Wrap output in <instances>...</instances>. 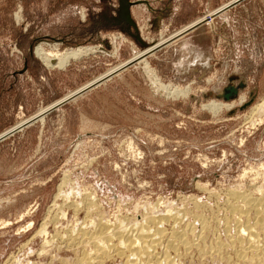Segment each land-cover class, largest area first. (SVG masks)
I'll return each instance as SVG.
<instances>
[{
    "label": "rangeland",
    "instance_id": "obj_1",
    "mask_svg": "<svg viewBox=\"0 0 264 264\" xmlns=\"http://www.w3.org/2000/svg\"><path fill=\"white\" fill-rule=\"evenodd\" d=\"M244 1L212 15L234 0H0L1 137L163 44L0 137V264H77L92 250L79 232L97 221L130 228L153 212L178 211L193 234L202 216L206 245L234 233L224 227L236 215L231 193L264 191V0ZM37 46L56 62L82 52L51 66ZM229 86L237 92L226 100ZM195 248L178 263L241 264L231 249ZM115 256L101 264H122Z\"/></svg>",
    "mask_w": 264,
    "mask_h": 264
},
{
    "label": "bare ground",
    "instance_id": "obj_2",
    "mask_svg": "<svg viewBox=\"0 0 264 264\" xmlns=\"http://www.w3.org/2000/svg\"><path fill=\"white\" fill-rule=\"evenodd\" d=\"M221 8H223V6L220 7L219 10ZM199 20H201V19L199 18ZM194 23H196L195 20H194V22H191L190 24H188V26L193 25ZM198 23H199V21H198ZM188 26H186L185 28L188 29L189 28ZM185 28L183 31L186 30ZM157 43H160V41ZM153 48L154 47H147L144 50L135 53L129 60H126L124 62V64H126L128 62L139 61V60L142 61L143 57L147 54V52ZM41 50L42 49L37 46L35 49L36 54L42 55L43 60L46 63H48L49 65H51V66L54 65L55 64L54 62H56L55 59L50 57L47 53H43ZM81 50H82L81 48L80 49L66 50L64 52V55H62V56H60V54L57 55L58 57L56 59L57 60L56 63L58 65L62 64L71 56L72 57L77 56L80 52H82ZM83 50H85V49H83ZM50 62H53L54 64H50ZM121 66H122V64H121ZM115 70H117L116 67L111 68L110 70H108L107 72L102 74L101 76H98L94 80L89 81L86 84L82 85L81 87L77 88L76 90L66 94L65 96H63V98H61L57 102L62 101L63 99L71 96V94L76 92L77 90L82 89L86 86H89L90 84H92L96 81H99V79H102V78L110 75ZM166 85H169V84H166ZM171 86L172 85H169V87L165 86V88L163 87L165 90L168 89V92L170 93V95H171V92H186V91H184L185 88H184V90H182V88H181V90H179L180 88L178 89L176 87H171ZM183 94H187V92L183 93ZM243 100H244L243 96H240L239 102L242 103ZM232 103H233V101L228 102V103H223L220 101L216 102V101L211 100V102H208L209 106H211V107H214V108L219 107L220 108V106L222 105L226 109L230 108L231 105H234ZM258 105H260V104H258ZM207 107H205V108H207ZM256 107L259 108V106H256ZM262 107H264V106H262ZM48 108H49V106H48ZM214 108H213V110L217 109V108H215V109ZM219 108H218V110H219ZM253 108H252L253 112L250 111L252 113V117L254 115L253 113L255 110V108H254V110H253ZM258 108H256L255 112L258 111L257 110ZM207 109H209V108H207ZM211 109H209V110H211ZM39 110H38V112H40ZM215 111L217 112V110H215ZM258 113H261V111ZM36 115H37V113L34 116H36ZM259 116L260 115L258 114V117ZM33 117H31V118L34 119ZM257 119H259V118H257ZM27 120L28 119H22L21 121L16 123L15 126L10 128L9 130H7V132H9V133L13 132L17 128H19L21 125H23ZM255 123H257V122H255ZM7 132H6V134H7ZM3 133H5V131ZM0 137H1V135H0ZM261 190L263 191V189H261ZM261 190H259V191H261ZM262 191H261V193H263V194L260 193L261 195L258 194L259 196H257V197H253L254 193L252 194V196L246 195L248 193H246L244 195L241 194L243 192H241L240 194L238 192H235V191L231 193V196L233 198V200H232L233 203H230V205H229L230 209L229 210H231L233 214L235 212L236 215L233 216L232 219L230 218L231 219L230 221H228L229 219H227L226 220L227 222H225L224 227L226 229L233 227L234 233L232 235H229L228 238L226 237L227 239H225L226 240L225 242L217 239L211 245H206L205 243H203V234H204L203 231L207 230L206 229L207 225H206L205 220L200 215H196V218L198 217V220L200 222L199 224H200V230L201 231L199 230L200 232H198L197 234H193L194 229L191 227L192 225L191 226H189L188 224L182 225L181 219L177 214L178 211L175 210L176 214L173 212L167 213L165 211L166 214H162V215H159V214L155 215V213L153 212L154 215H148L147 214L146 216H144L142 218L141 221H139V222L134 221V224H132L133 226L131 225L130 228H127V226L123 227V225H118L116 227L114 226L113 228H109V226L105 222L97 221V223L95 224V226L93 228V231H91V234L90 233L88 234L87 233L88 231L87 232L82 231L81 233L79 232L78 234H81L82 237L85 238L86 242H89L91 244L92 250H90V252H88V251L85 252V250H83V252H81L82 255L80 257H78L79 259H77L78 260L77 264H101V262L103 263L102 260L109 258L111 255H116L115 257L118 256V257H120L119 259L122 258V264H180V262L178 263V261H177V258L179 256V251L182 250V251L187 253V250H190V248L192 249V247L194 248V246L197 248L198 254H200V256H206V255L210 256V254H213V253L215 255L217 253L221 254L220 252L222 250H224V248H225V250L231 249L234 253V256L236 257L235 259L238 262H240L241 264H264V191L263 192ZM238 200L241 201V206L235 205L236 201H238ZM164 221H166V223H168V222L171 223V227H169V230H166L162 227V224ZM167 226H170V225L168 224ZM70 230H72V229H70ZM81 230H84V229L81 228ZM42 231H43V229H42ZM69 232H71V231H69ZM65 234H66V232H65ZM75 234H76V232H75ZM78 234H76V235H78ZM72 235L73 234H71L69 237L67 236L66 237L67 239L65 238L66 240H68L66 243L70 244V241L72 242L75 240L76 237L74 238V236H72ZM189 235H191V237H189ZM61 239H62V237H61ZM83 241H84V239L82 240V242ZM70 245H72V243ZM158 248L160 250H158ZM181 254H180V257L183 255V254L182 255ZM218 254H217V256H218ZM230 254H232V253H230ZM179 261H180V259H179ZM235 263L236 262H234V264ZM181 264H182V262H181ZM231 264H232V262H231Z\"/></svg>",
    "mask_w": 264,
    "mask_h": 264
},
{
    "label": "water",
    "instance_id": "obj_3",
    "mask_svg": "<svg viewBox=\"0 0 264 264\" xmlns=\"http://www.w3.org/2000/svg\"><path fill=\"white\" fill-rule=\"evenodd\" d=\"M242 1H244V0H235V1L232 2V3H230V2H231V1H230V2H228L227 4H225V6L223 5V6H224L223 8H221L220 10H217V12L213 13L212 15H217V14H219V13H221V12H224V11L228 10L229 8L235 6L236 4H238V3L242 2ZM207 19H208V17H206L205 19H203L202 22H199V23H197V24H194L193 26H191V27L188 28L187 30L183 31L182 33L185 34V33L189 32V31H191V30L197 28L199 25H201V24H202L203 22H205ZM162 45H163V44H161V45L155 47L153 50H151L150 52H148V54H146L144 57L146 58L149 54L153 53L156 49H158V47H161ZM137 62H138V61L129 62V63H127L123 68H121L120 70H118V71H116L115 73L111 74L110 76H108L107 78L103 79L102 81L94 82V83L90 84L89 86H86V87H84V88H82V89L77 90L76 92L72 93L71 96H69L68 98L63 99L61 102H58V103L55 102L56 104L51 103V105H48L49 108H48L45 112H43L39 117L34 118V119L28 121V122H27L26 124H24L23 126H25V125H27V124H29V123H32V122H34V121H36V120L42 118L47 112H50V111H52V110H54V109H56V108H58V107L64 105L65 103H67V102H69V101H71V100H73V99L79 97L80 95L86 93L87 91H89V90H91L92 88L96 87V86L99 85L100 83L106 81L108 78H110V77L113 76L114 74H116V73H118V72H120V71H122V70H125V69H127V68H129V67H131V66H133V65H134L135 63H137ZM236 92H237V88H236V87L229 86L228 89H227V92L224 93V96H223V97H224L226 100H228L231 96H234V95L236 94ZM23 126H22V127H23ZM20 128H21V127H20ZM14 131H16V130H14ZM14 131H13V132H14ZM13 132L8 133V134L2 136L1 138H4L5 136H7V135H9V134H12Z\"/></svg>",
    "mask_w": 264,
    "mask_h": 264
},
{
    "label": "crops",
    "instance_id": "obj_4",
    "mask_svg": "<svg viewBox=\"0 0 264 264\" xmlns=\"http://www.w3.org/2000/svg\"><path fill=\"white\" fill-rule=\"evenodd\" d=\"M244 2H245V1H244ZM228 12H229V11H228ZM202 26H203V25H202ZM202 26H201V27H202ZM201 27L196 28L195 30H193V32L196 31V30H198V29L201 28ZM191 33H192V32H191ZM188 35H189V34H188Z\"/></svg>",
    "mask_w": 264,
    "mask_h": 264
}]
</instances>
